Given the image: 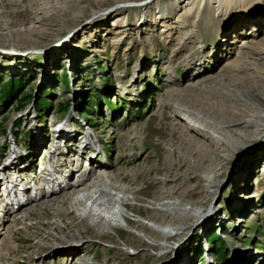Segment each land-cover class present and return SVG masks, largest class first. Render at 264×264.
Here are the masks:
<instances>
[{"label": "rangeland", "instance_id": "obj_1", "mask_svg": "<svg viewBox=\"0 0 264 264\" xmlns=\"http://www.w3.org/2000/svg\"><path fill=\"white\" fill-rule=\"evenodd\" d=\"M119 1L131 25L122 35L112 33L113 16L100 14L97 21L93 20L95 15L88 19L104 0H0V161L5 159L4 135L15 132L19 138L18 133L27 135L42 127L50 130V125L57 123L58 133L64 132L70 115L79 118L82 112L94 128L109 161L100 165L102 175L89 170L75 182L89 184L94 176L113 174L117 184L128 187L125 195L130 197L132 205L145 207V213L131 212L132 218L144 227L152 222L149 213L159 207L160 200L183 198L188 201L186 207L195 212L190 219L184 220L181 216L182 220L177 221L174 228L181 226L182 235L163 238L159 248L152 249L145 242H128L130 237L123 236L126 228L150 241L141 228L110 226L99 237L84 234L77 255L90 256L88 260L94 264H207L208 261V264H264V247L259 246H264V134L251 155L233 153L226 159L216 128H205L210 136L204 152L215 157L208 165L212 171L204 170L201 179L196 180L192 173H185L187 166L178 165L179 158L194 157L187 145L190 144L186 140L189 134L200 143L204 141L188 129L202 127L191 119L187 107H180L181 101L175 99V95L189 99L186 88L199 82L198 79L204 80L205 76L232 75L226 62L239 58L237 49L241 47V38L246 36L251 35L259 43L251 46L258 48V54L252 55L250 68L258 69L264 76V48L261 46L264 27L249 34L245 30L236 31V26H246L247 30L253 23V26L258 22L264 25V0L256 3L255 10L250 6L243 14L224 22L216 13L222 0H192L186 7L176 6L184 0ZM185 8L192 9L193 15L199 14L200 21L188 16L176 21L174 13ZM139 17H142L140 21ZM160 23L165 26L156 31ZM70 33L73 35L65 38ZM209 34L214 35L213 38L210 39ZM227 35L236 36L231 45L215 47L218 39L224 40ZM193 47L201 56L212 52L216 57H209L202 65L188 70L182 60L191 58ZM177 68L179 71L175 72ZM198 71L200 78L194 80L199 73H193ZM10 78L19 80L20 84L13 88L12 94L9 91L8 99L1 87ZM224 88L225 85L222 90L228 93ZM5 89L7 92L8 88ZM41 91H44L43 96H40ZM3 98L7 101H2ZM167 102L177 104L180 110L172 112ZM71 103L77 110L69 107L65 111ZM195 107L199 110L197 115H207L208 111L202 106L199 108L196 104ZM209 114L207 121L222 120L213 112ZM70 134L74 139L75 133ZM19 142L24 145L25 141L19 138ZM72 180L70 183H75ZM134 189L138 193L130 194ZM51 204L58 201L34 205L36 207L23 210L22 218L18 217L20 213L15 217L12 236L17 238L18 246L13 254L18 257L9 264H16L18 260L20 263L28 256L35 258L30 252L34 246L32 237L42 236L43 230H49ZM65 216L62 215L60 221L53 218L59 231L64 232L70 225V219ZM158 219L160 223L166 221L167 226L174 223L172 216ZM50 234L55 233L50 231ZM56 241L46 250L59 247L66 253L75 250L68 248L74 244L70 240L57 238Z\"/></svg>", "mask_w": 264, "mask_h": 264}, {"label": "bare ground", "instance_id": "obj_2", "mask_svg": "<svg viewBox=\"0 0 264 264\" xmlns=\"http://www.w3.org/2000/svg\"><path fill=\"white\" fill-rule=\"evenodd\" d=\"M191 1L192 0H184L182 3L181 2L176 3V6L186 7V5H190ZM209 1H213V0H209ZM260 2H262V0H222L218 4L216 13L217 15H219V20L224 22L228 19L232 20L233 17H237L243 14L246 11V8H249L250 6H254L253 8L255 10L256 3L259 4ZM119 3H120L119 0H104V2H100V5L98 6L97 10L91 12V14L89 15L90 17H88V19L93 18V16L95 15V18H93V20H96L100 14H101L100 16H102V14L113 16L112 21L114 22L112 23V25L114 32L112 33L115 34L117 33L119 35L120 34L122 35L123 34L122 32H125L128 27H131V25H129L127 19L125 18L126 15L124 14V7L120 6ZM143 5H145V3H143ZM206 7L209 8L208 6ZM166 8L167 5H165V7L163 6L164 11ZM188 9L189 8H185L181 12H175L173 18H175L176 21H180L183 18H185V16H188V17H193L195 21L199 20L197 18L199 14L193 15V13L191 12L192 9L191 10ZM254 12L259 13L260 11H254ZM178 13L181 14L178 15ZM141 19L142 17H139L138 20L140 21ZM143 23L144 21L142 22V24ZM253 24H251L252 26L250 25V27H248L247 30L245 29L246 26H242V25L236 26L237 28L236 31L240 32L242 30H245L247 34H249V33H254L255 31L260 30L264 27V25L259 24V22L256 23L255 26H253ZM204 25H207V23ZM163 26L165 25L160 23L156 31H158ZM71 35H73V33L67 34L65 38L70 37ZM212 36L214 35L209 34L210 39L213 38ZM227 36L228 37L226 36L223 37L224 40L218 39L215 47L217 46L223 47L221 45H224L225 48L226 45V47L228 48L229 45H231V40L236 39V36L235 35H233L232 37H229V35ZM187 39L189 38L187 37ZM241 40H242L241 47H239L240 49H237L238 50L237 55L239 56V58H236L235 59L236 61L234 62H226L227 66H230V69H228V71L231 70L232 75L223 76L224 73H222V75L218 74L217 76H205L204 80L203 79L200 80L198 78H200L201 73L199 71L195 72L193 73L194 75L197 73L199 74L196 77H194V80L198 79L199 82L198 81H197L198 83L194 82V84L192 85L190 84V86L186 88L185 91L187 93H190L189 99L181 97L180 95H175V99H177L178 102L181 101L180 103H182L180 107L183 108L187 107L186 111H188L190 116H192L191 119L196 120L200 124V127H202V128H198L192 126L188 129V130H192L191 132L196 134L198 137L204 139V141L203 143H200L199 141L195 140V137L193 135L189 134L190 138L189 139L185 138V139L188 141V143H190L187 145H189L188 146L189 151L191 154L194 155V157L193 158L183 157L182 159L179 158V161L181 163H179L178 165V166L184 165L185 167L187 166L186 167L187 171L185 173L186 174L188 172L192 173L193 178L196 180L201 179L200 174L204 170H206L207 173H210L212 171V168L208 165L211 164L212 160L215 157V156L214 157L208 156V154L204 152L205 146L207 145L206 143L209 140V136H210V134L208 136L205 128L209 130H211L212 128H216V130L215 129L214 130L216 131V133L219 134L218 142L220 143L221 141L222 151L226 154L225 157L226 159L228 158L229 155L233 153L234 155H238V154L241 155V153H247L248 155L249 154L251 155L256 151V148L258 146V141L260 140L261 136L264 134V76L259 74L260 71L258 69L250 68V66L252 65L251 60L254 59L252 55L258 54L257 52L258 48H255L254 46L255 49H253L251 48V46L254 45L253 43H257V44L259 43L255 42V40L251 38V35L241 38ZM189 42L191 41L189 40ZM212 42H213L212 44H214L215 41ZM261 46L264 48V41H262ZM245 49H249L248 50L249 52H245L247 51ZM190 56L191 58L189 60H182V64H184V66L188 70H192L193 66L202 65L209 57L212 58L216 57L215 54H213L212 52L205 53L204 55L201 56L199 55L198 50H196L194 47L190 49ZM218 60L219 57L216 59V62ZM237 61H240V63L237 64ZM212 70L214 71V68ZM177 71H179L178 68L176 69L175 72ZM223 81H226L227 84L224 83ZM224 85H225L224 90L228 93H225L222 90ZM255 87H258L262 91V93H260L259 90H257L258 88L256 89ZM174 94L172 95L173 97ZM242 96L244 97L246 96L248 98H242ZM167 104H170L171 106L170 108L172 112L177 113V111L180 110V107L177 104L171 105V103L169 102H167ZM196 104L199 105V108H201L202 106V109L207 110L208 111L207 115L213 112L216 116L219 115V117H221L222 120L216 121L214 119L211 121H207V115L206 116L204 114H202V116L197 115L196 112L199 110L198 109L196 110L195 107ZM209 117L211 118L210 114ZM219 121L220 123H218ZM69 131L72 133V131L69 128H66L64 132H59V133H63V135L69 136L72 139V141H75L74 139L76 136L74 135L73 136L74 139H73ZM39 138L41 139V137ZM85 147L90 148V145L86 144ZM69 161L70 164L72 165L73 158L70 157ZM203 163H205L207 166L203 165ZM197 164H200V166L198 167ZM55 166L56 165H53V167ZM99 167H97L95 170V172L98 173V175L101 173L99 172V170H101ZM70 168H71L70 170L71 178L68 179V183L66 185H69V187H71L70 188L71 190L67 187H63L61 188V190L59 189L61 193L58 195H56L57 191L56 192L52 191L47 195H41L40 198L31 200L21 205L16 211L5 214L4 217L0 220V236H1L0 264H9L10 262L12 263V260H16L18 257L17 255L13 254L16 251L15 248L18 246L15 240L17 238L15 236H12L13 230H15L13 228L14 226L13 221L15 217H17L18 213H20L18 217L22 218V216L25 215L24 214L25 212L23 213V210L27 211L26 209H30L42 204L45 205L51 203L52 201H58V204L55 205L51 204L52 205V215L50 221L51 226L49 230L48 229L43 230L42 236L39 235L36 237H32L34 246L30 250V252H32L35 255V258L32 256L31 257L28 256L29 258L27 257V259L23 264H30L31 262L43 264L50 257L53 259L54 258L60 259L63 258V256H71L72 257L71 260H72L74 256H78L77 254L78 252H80V249L82 247L80 244L82 242L79 241H84V238H82V236L85 237L84 234L90 237H99L102 234H104L105 228L107 227L110 228V226L112 228L113 226L116 227L118 226L119 228L124 226L141 228L142 229L141 231H143L144 236L147 237V239H149L150 241H145L142 235L138 233L135 234L126 228H124L123 236L125 238L130 237L129 238L130 241L128 242H132V240H134L136 243L139 244L145 242V244L151 246L152 249H156L157 247L159 248V246L161 245L160 240H162L165 237L179 238L182 235L181 231H183V229L181 226L177 227L176 229L174 228L177 221H181L182 217L184 218V220L190 219V217L192 218V214L195 212L194 209H190L186 207L188 201L184 200L183 198L182 199L178 198L179 200L174 199V201L160 200L158 202L159 207L156 208L152 207L153 208L151 211L152 213H149L152 216V222L147 227H144L140 222L132 218L131 212L139 213L140 211H143L145 213L146 211L145 207L144 208L142 207L143 208L142 209L137 207L136 205H132V203L130 202V197H127L125 195L127 193L128 187H124L125 185L120 186L119 184H117L116 179L113 180L114 179V177L112 176L113 174L112 175L107 174L105 175V177L101 176L102 174L99 177L94 176V179H92L91 182L88 181L89 184L81 185V183H77L80 180H78L75 183H70L71 179H73L77 171H80V166H78L77 170H75L74 167H70ZM87 172L88 171H86V173ZM83 173L84 172H82V175H84ZM120 178L122 179L123 177ZM213 183L215 186H217L218 182L216 181V177L214 178ZM71 184H73L74 186H70ZM68 189L70 191H68ZM119 193H121V195H119ZM129 193L132 195L133 193H135L136 195V193L138 192L137 189H134ZM168 193H170V191ZM167 197L170 198V195L168 194ZM62 215L64 216L67 215L68 217L67 216L65 217L70 219L68 221L70 225L66 224L68 227H66L64 232L59 231L58 224L53 222V218L60 221ZM167 216L174 217V223H172L170 226H167L168 223L166 221L164 223H160L161 221H158L159 220L158 218L163 219V218H167ZM197 219L198 218H196L195 220ZM5 220H7V222ZM196 226H194V228ZM50 231L54 232L55 234L51 235ZM24 232L25 231H23V234H26ZM59 235L60 237H58ZM155 237H157L156 240L154 239ZM57 238H62V240L66 239L67 241L70 240L74 244L70 245L68 248L70 250L71 249H75V250H72L71 252H67V253L63 252L64 248L61 247L56 248L54 250H51V248L46 250L49 245L57 242L56 241ZM79 247L80 249H78ZM68 248H66V250ZM42 251L45 253L43 254ZM57 251H59V253H57ZM40 252H42V254ZM88 259H90V256L86 258H82V264H94L92 261ZM71 260L67 264H74ZM106 262L108 261L104 260V263Z\"/></svg>", "mask_w": 264, "mask_h": 264}, {"label": "trees", "instance_id": "obj_3", "mask_svg": "<svg viewBox=\"0 0 264 264\" xmlns=\"http://www.w3.org/2000/svg\"><path fill=\"white\" fill-rule=\"evenodd\" d=\"M20 84V81L19 80H17V79H13V78H10L9 80H8V82H6V83H4L3 85H2V89H3V91H4V94H5V96H8V99H10V97H11V95L9 94V91L11 92V94L13 93L12 91H14L13 90V88L14 89H16L18 86L17 85H19ZM8 86V87H7ZM15 86H17L16 88H15ZM5 88H8V90H7V92H6V89ZM41 95H44V92L42 91L41 93H40V96ZM2 101H7V99L5 98H3L2 99ZM66 109V108H65ZM259 246H262V247H264L263 245H260L259 244ZM224 264V263H223Z\"/></svg>", "mask_w": 264, "mask_h": 264}]
</instances>
